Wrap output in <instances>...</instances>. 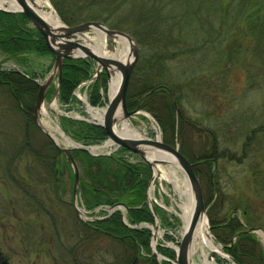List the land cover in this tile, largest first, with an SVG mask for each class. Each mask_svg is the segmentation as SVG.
Listing matches in <instances>:
<instances>
[{
  "label": "trees",
  "instance_id": "1",
  "mask_svg": "<svg viewBox=\"0 0 264 264\" xmlns=\"http://www.w3.org/2000/svg\"><path fill=\"white\" fill-rule=\"evenodd\" d=\"M211 1L214 3L212 6L208 4ZM52 2L69 25L87 19H103L102 21L110 28H118L132 34L139 45L150 44L149 57H146L145 62L141 59L135 65L127 92V106L129 109L139 106L140 109L148 110L164 129L166 143L173 144L175 137L179 135L182 139L185 138L187 130L192 128V123L180 107L183 95H186L188 101L193 97L186 91L190 83L184 81V78L179 80L180 75L175 74L171 67L175 53L172 49L177 48L180 42L186 47H192L191 50L195 52L209 51L211 56H215L211 66L215 63L222 65L221 68H226L230 76L235 73L234 68L250 71L251 74L246 73L245 77L248 78L243 89L246 93L264 91V60L248 59L247 61L238 58V55L250 51L256 58L264 59V0H202L200 6V0L197 2L196 0L190 2L189 0H52ZM78 3L84 5L79 6ZM188 4L192 5L193 11L188 8ZM120 6L121 8L126 6V11L122 17L116 16L114 21H110L113 14L119 13ZM242 19L245 24L241 22ZM188 27L191 28V32L186 33ZM184 40L186 42H182ZM187 41H191L192 44H188ZM0 51L7 58L15 59L20 64L30 62V56L33 54L49 55L54 62V53L48 47L45 37L31 25L27 15L21 12L0 10ZM142 55L146 56V54ZM247 62L248 64H245ZM94 66L95 62L90 58L65 60L59 93V98L64 103L68 104L77 99L73 92L83 81L92 77ZM155 68L157 71L154 74L152 71ZM253 68L258 71L253 72ZM25 69L24 71L0 69V89L6 94L5 101H12L15 108L23 112L27 125L32 124L38 128L34 116V104L40 84L35 81V72ZM206 83L209 86L213 85L211 79H207ZM180 85L182 92L179 90ZM107 90V74L102 73L101 78L90 86V103L94 106L103 105ZM232 107L233 105L228 109ZM252 107L248 108L242 117H237L240 122L235 121L234 125H237L239 135L245 136L239 163L240 165L248 163L253 170L249 178L245 176L247 184L251 188V193L257 199L264 201V169H256L253 166L255 159L261 155V147H264V120L253 129L252 127L249 129L246 123L251 121V125L258 122V119L253 121L251 116L256 111L253 110L254 102ZM233 117L235 118L234 114ZM216 125L205 130L201 143L203 151L200 155L188 152L185 146L181 151L194 163L204 190L206 204L209 205L218 198V202L208 208L212 231L215 234L217 229H221L225 234L219 236L216 233V241L221 242L225 251L240 264H248L249 258L253 259L254 264H264V249L256 235L249 231L250 228L262 226L263 223L260 216L253 214L257 206L254 208L253 202L249 200H239L238 203L233 204L232 196L227 198L224 193L226 186L223 185L224 171L220 161L236 160L237 157L231 158V151L220 147L228 141L225 137L226 130L222 125ZM62 127L84 145L99 144L108 137L104 127L84 120L64 117ZM53 147L58 155L57 147L55 145ZM127 151L121 148L110 155H92L81 149L72 150L80 168L78 193L81 202L88 210L100 205L112 206L123 203L129 208L128 216L131 223H154V214L147 203V191L153 170L144 160H139L137 163L129 162L124 156ZM64 157L73 184L74 172L67 157L65 155ZM46 164L47 183L57 184L61 181L62 171L59 160L53 156L46 161ZM230 176L234 180L233 175ZM23 185L25 184L22 183ZM62 187L63 184L57 186V191L62 192ZM24 190H26L25 195L31 198L28 201L29 206L47 211L43 200L37 198V190ZM57 194L60 196L59 192ZM226 203H229L228 211L218 217L219 213H222L219 208L221 209L222 205L225 208ZM239 211L242 220L238 217ZM73 223L75 225L73 230L78 232L77 234L82 235L80 232L84 233V231L85 235L97 233L114 240L122 248L120 253L115 252L118 254L113 264H160L154 256L142 254V250L148 253L151 251V230L146 227L132 228L125 225L119 211L105 219L86 222L77 218ZM79 237L74 246L65 248L67 264H85L93 257L91 251H86L87 247H91L90 240ZM56 243H61V246L62 243L64 244L59 239H56ZM256 246L260 248L259 256L254 254ZM158 250L169 258L175 257V252L171 248L160 245ZM5 257L8 258L10 255L6 254ZM0 264H2L1 258ZM163 264L170 263L163 261Z\"/></svg>",
  "mask_w": 264,
  "mask_h": 264
},
{
  "label": "rangeland",
  "instance_id": "2",
  "mask_svg": "<svg viewBox=\"0 0 264 264\" xmlns=\"http://www.w3.org/2000/svg\"><path fill=\"white\" fill-rule=\"evenodd\" d=\"M190 1L191 0H189V2ZM49 2L53 10L59 15L60 19L64 21L56 10L52 0H49ZM201 2L202 0H200L199 6ZM189 4L188 8L192 10V5L189 6ZM208 4L212 6L214 3L211 1L208 2ZM78 5H84V3H78ZM119 9H121L119 13L112 15L113 18L110 15H106L107 17H111L110 21H114L116 16L122 17L127 8L126 6L125 8H121L120 6ZM92 13L93 12H91V14ZM184 13L186 14V12ZM206 19L207 18H204V20ZM89 20L95 19H87L80 21V23ZM241 22L244 23V19H242ZM189 32H191V28L188 27L186 33ZM97 35L98 33L96 31L89 32V38L86 39L84 43L93 47L91 40H96ZM182 42H186V40ZM187 43L192 44L191 41H187ZM179 44L180 45H178L177 48L172 49L175 53L173 54L174 59L171 63V67L175 74L180 75L179 80L184 78V81L190 83V85L187 86L186 91L194 98L190 97L191 100L188 101L186 95H183L180 107L185 112L187 118H189L190 123H192V128L187 130L185 138L182 139L180 135L176 136L172 145L178 144L180 146V150L183 146H185L188 152L200 155L203 151L201 143L203 142L202 139L206 133L205 130L212 127L214 128L217 126L216 124L222 125L223 127H221L226 130L225 137L227 138L228 143H223L220 147L230 150V154H232L231 158L235 159L237 157L236 160L220 161L221 167L224 171L223 185L226 186L224 193H226L225 195L227 198L232 196L231 201L234 200L233 204L238 203L239 200H249L250 202H253V207L255 208L257 206L253 214L260 216L263 220L262 226H257L256 228H260L264 231V201L257 199L255 195L251 193V188L247 184L245 176L249 178L252 175L253 170L248 163L241 165L239 163V160L242 158L241 146L243 145L245 136L239 135V130L236 129L237 125H234L235 121L240 122L238 118L242 117L248 108H253L252 102H254L255 107L253 110H256L255 113L251 115L253 118L252 120L255 121L258 119V122H254L251 125V121L249 123H245L248 124L249 129H251L250 127L253 129L259 125L262 120H264V91L263 93L250 92V94L246 93V90L243 91L245 83L248 79L245 78L246 73L251 74L250 71L234 68L235 73L230 76V74L226 72V68H221L222 65L215 63L211 66V61L215 58V56H211L209 51L195 52L191 50L192 47H186V45L181 44V42ZM106 45L110 50L112 49V51L107 49L106 52H109V55L114 56L113 50L117 49L121 44L119 41L108 40ZM149 45L150 44L143 46L139 45L138 61L142 59V62H145L146 57H149ZM142 54H146V56L143 57ZM240 56L238 55V58L247 59V61L248 59L264 60L256 58V56H253L250 51H246ZM29 61L30 62L27 64H20L15 59L7 58L6 55L0 51V69L24 71L26 70L25 68H27L29 71L32 70L35 72V81L37 83L45 80L48 77L50 66L53 62L52 57L49 55L38 56L37 54H33L30 56ZM94 62L95 66L92 72L95 73L96 61L94 60ZM245 64H248V62ZM156 71L157 68H155L152 72L155 74ZM257 71L258 70L256 68H253V72ZM158 74L160 75V70L158 71ZM207 79H211V81H213L212 86H209L206 83ZM178 83H180V81ZM57 86L58 79L56 77L50 85L51 92L50 90L47 92V97L42 106L39 120L36 122L38 128L34 127L32 124L30 126L27 125L23 112L17 110L12 101H5L4 98L6 94L2 89H0L1 262L2 264H67L65 260V248H71L74 246L76 239H79V236H81L90 240L89 242L91 247H87L86 251H91L93 253V262L91 259V262L89 261L85 264H113L117 260L116 255L118 254L115 252L120 253L122 250V248L119 247L114 240L97 233H88L85 235V231L84 233L80 232L82 234L80 235L77 234L78 232L73 230L75 226L73 220L75 221L77 218L86 222L94 221L96 219L80 215L76 203L77 201H81V198L78 193L77 201L74 199V182L73 184L71 182L69 168L66 165L64 157L65 154L60 152L58 150L59 147L57 146L71 147L72 145L62 139L60 144H58L54 138H52V135L47 129V124H44V122L49 121L53 127L58 126L66 136L75 140V138H73V136L66 132L62 127V120L64 117L80 120L75 118L76 116H79L85 117L90 121L98 122V118L92 116L89 111V107H87L86 104L79 98L86 96L89 101L90 86L85 85L84 87L75 90L76 92L74 91L73 93L77 99L68 104L64 103L59 97L54 99ZM181 88L182 87L180 85V92H182ZM108 96L109 86L106 93V101L108 100ZM212 97L213 101H211ZM235 99L237 100L235 101ZM232 105L233 107L228 109ZM68 106H70L71 109H68ZM104 106H96V108H103ZM66 107L67 109H65ZM62 111H67V113ZM233 114L235 115V118L233 117ZM130 121L133 126L145 135V137L155 139L158 137V131H160V137L164 141V129L159 125L158 121L148 110L141 109L140 112L131 117ZM193 123L195 126H193ZM153 126H156V129ZM75 141L81 143L77 140ZM99 144L102 145L104 142ZM53 145L57 147V150L59 151L58 155H56ZM114 147V145L110 146L104 150L103 153L113 150ZM261 150V155H259L255 159L256 161L253 162V166L260 170L264 169V147H261ZM53 156H56L61 164L62 171L60 173V178L62 183H60L61 181H58L57 184L50 182L47 183L48 177L46 174V161ZM124 156L132 163H137L139 160H142V158L135 153L128 151L124 153ZM230 174L233 175L234 180H232ZM11 176L12 178L14 176V180H12ZM186 181L184 172L178 167L160 164L158 170L156 169V177H154L153 170V177L147 191V203L150 207L148 199L149 194L159 217V228L156 229L155 216L154 223L141 222L139 225L147 223L149 224L151 230V251L148 253L147 251L142 250V254L144 256H154L160 264H163V260L160 256L153 253L154 243L157 244V250L160 243L165 245H175L177 243L176 241L181 238V234L184 231V222L181 217V204L183 203V199L176 184L178 183L181 188L184 189L186 187ZM20 182L25 185L22 186V183ZM60 184H63L62 192H60V190L57 191V186L60 187ZM23 189H27L29 191L37 190V198L39 200H43L47 211H44L43 209L40 211L37 210L36 207L32 208L29 206L28 201L30 196H26V190L23 191ZM57 192L60 193V196H58ZM32 201H34V199H32ZM217 202L218 198L214 199L209 205H206L209 208ZM229 203H226L225 208H223V205L221 206V209L219 208V211L222 210V213H219L218 217H220V214L223 215L228 211L227 204ZM108 206L109 205H106L104 210L101 211L98 209L101 206L96 207L94 210L97 212L94 211L95 215L91 216H98V219H105L109 217L108 215L119 211L121 213V220L125 225L129 227V223L135 225L129 220V208L125 204H115V210L109 209ZM238 217L242 220L240 211L238 212ZM207 218L208 232L210 236H212L216 244L222 246L223 244L221 242L216 241L215 234L217 233L219 236H224L225 234L223 230L217 229L214 234L209 217L207 216ZM140 226L138 228H141ZM153 230H155V233ZM254 234L264 249V232L262 234H260V232H256ZM168 236H170V238H167ZM56 239L61 240L64 244L62 243V246L60 245L61 243L57 244ZM234 239L235 238H233V240ZM40 241L42 242L40 243ZM95 247H97L96 250ZM222 249L224 248L222 247ZM254 251L256 256L260 255V248L258 246H256ZM6 254L8 256L10 255V257L6 258ZM102 254L103 257H101ZM214 258L216 259L217 264H232L230 260H227L224 256L218 253ZM192 262L194 264L201 262L200 252H195L193 254ZM247 262L248 264H254L253 259L251 258L247 259Z\"/></svg>",
  "mask_w": 264,
  "mask_h": 264
},
{
  "label": "water",
  "instance_id": "3",
  "mask_svg": "<svg viewBox=\"0 0 264 264\" xmlns=\"http://www.w3.org/2000/svg\"><path fill=\"white\" fill-rule=\"evenodd\" d=\"M15 1L19 8L12 9L9 6H0V10L13 13H24L27 15L33 27L41 32L45 37L46 43L51 51L54 53V63L48 77L40 84V88L35 100L34 105V115L36 120H39L40 112L42 110V105L44 104L47 91L57 77L58 86L55 96L59 93L61 88V80L63 73V66L66 59H76V58H91L96 61V74L90 80L95 82L101 77L102 72H105L108 77V82L110 78L117 72L121 73V81L117 90L112 96H109V101L106 104V109L104 112V117L101 122H93L105 128L108 134V139L105 141H111L114 145V149L109 152H95L92 147L98 145H84L82 143L76 142L74 139V145L71 147H59L63 151L68 160L71 162L74 170V185H73V196L77 201L78 189L80 185V170L76 160L73 157L72 149L78 148L89 152L92 155L100 154H111L113 151L119 148H126L137 155H139L145 162H147L154 170V177H156V169L160 164L172 165L180 168L185 176L186 180L190 186V190L193 197V209L190 217V221L182 233V238L179 247L176 249V264H194L192 262V256L195 252L194 242L195 233L199 222L206 216H208V207L206 205L204 191L199 179V176L195 170L194 163L191 162L187 156H185L178 144L172 145L166 143L161 137L148 138V137H138L131 138L123 136L118 129L125 121H129L136 113L140 112L139 107L130 110L127 106V91L130 83L131 76L133 74L135 65L139 57V45L130 33L110 28L104 22L98 20H89L81 22L74 25H68L61 20L59 24H52L48 22L36 9L34 6V0H13ZM97 32L98 35H104L105 39L111 41L126 40L130 46V53L123 59L121 56H111L102 54L96 48L89 46L84 43L88 39L89 32ZM153 152L166 153L171 158H163L160 156H152ZM148 199L150 206L156 217V229L159 228V217L155 209V205L152 203L151 196L148 194ZM208 220V218H207ZM250 232H264L260 228H250ZM155 233V232H154ZM224 248V245H222ZM223 256L232 262V264H240L232 255L227 253L224 249ZM153 253L161 258L164 257L158 250L156 246H153ZM217 253L212 252L211 258H214ZM168 259V258H167Z\"/></svg>",
  "mask_w": 264,
  "mask_h": 264
},
{
  "label": "bare ground",
  "instance_id": "4",
  "mask_svg": "<svg viewBox=\"0 0 264 264\" xmlns=\"http://www.w3.org/2000/svg\"><path fill=\"white\" fill-rule=\"evenodd\" d=\"M34 1H35L34 6L48 22L52 24H59L61 22L59 15L51 7L49 0H34ZM0 6H9V8L12 9L19 8L18 4L13 0H0ZM91 41L93 47L96 48L99 52L106 55L110 54L109 52H106L107 49L109 48L106 45L107 40L105 39L104 35H97V39ZM119 42L121 45L117 49L113 50V55L121 56L123 59H125L130 53L129 43L126 40H119ZM110 51H112V49ZM120 81H121L120 72H117L111 76L109 82V96H112L113 93L117 90ZM83 98L86 100L85 96ZM87 107H89V111L92 114V116L98 118L99 122L103 120L106 107L94 108L90 105ZM44 124H47V129L49 130L50 134L53 136L54 140L58 144H60L62 139L63 141L71 145H74V141L70 139L68 136H66L63 133V131L59 129L58 126L53 127V125H51L49 121L44 122ZM153 127H155L156 129V126ZM118 131L123 136L126 137H131V138L145 137V135L142 134L140 130H138L135 126L132 125L130 120L125 121L118 129ZM160 135L161 132L158 131V137H160ZM111 145L112 142L108 141L102 145L92 147V150L95 152H103ZM153 153L154 155L152 156H160L168 159L171 158L166 153H161V152H153ZM176 186L183 199V203L181 204V210H182L181 217L184 222V227H186L190 221V217L193 209V197L190 190V186L187 181H186V187L184 189L181 188V186L178 183L176 184ZM260 234H262V232H260ZM193 252H200L201 254V262L195 264H217L216 259L210 257L212 252L218 253L223 256L222 246L216 244V242L213 240L212 236H210L208 232V220L206 216L199 222L197 226Z\"/></svg>",
  "mask_w": 264,
  "mask_h": 264
},
{
  "label": "built area",
  "instance_id": "5",
  "mask_svg": "<svg viewBox=\"0 0 264 264\" xmlns=\"http://www.w3.org/2000/svg\"><path fill=\"white\" fill-rule=\"evenodd\" d=\"M179 240H180V239H179ZM179 240L176 241L177 243H176L175 245H171V246L174 247V248L177 247Z\"/></svg>",
  "mask_w": 264,
  "mask_h": 264
}]
</instances>
